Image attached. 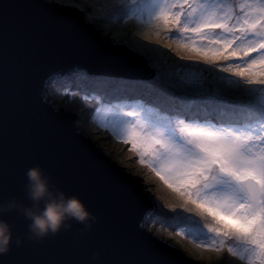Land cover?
Returning <instances> with one entry per match:
<instances>
[{"label": "snow or ice", "instance_id": "obj_1", "mask_svg": "<svg viewBox=\"0 0 264 264\" xmlns=\"http://www.w3.org/2000/svg\"><path fill=\"white\" fill-rule=\"evenodd\" d=\"M18 7L29 5L0 6L5 54L11 13ZM79 12L84 26L112 15L146 14L190 55L173 49L178 71L166 74L159 61L127 45L129 62L137 57L146 62L142 75H129L121 55L112 51L123 42L98 28L103 51L92 52L84 42L77 48L87 63L55 67L70 56L63 54L37 59L28 76L31 94L48 103L50 83L82 80L84 98L108 106L114 133L132 143L140 163L172 190L181 207L210 218L202 244L219 254V264H229V257L231 264H264V0H140L131 9L109 3L103 16L95 0H88ZM130 195L152 200L143 188ZM142 227H128L126 246L134 254L116 264H173L168 250Z\"/></svg>", "mask_w": 264, "mask_h": 264}, {"label": "water", "instance_id": "obj_2", "mask_svg": "<svg viewBox=\"0 0 264 264\" xmlns=\"http://www.w3.org/2000/svg\"><path fill=\"white\" fill-rule=\"evenodd\" d=\"M4 3L29 7L12 10L14 22L9 24L6 54L0 51V202L16 198L30 203L25 193L26 172L40 165L56 188L82 199L97 220L87 232L81 231L83 225L72 222L71 229L32 241L25 235L28 221L16 212H5L14 238L10 250L0 254V264H116L130 259L134 253L126 246L128 227L143 226L147 214L156 208L153 200L131 198V192L145 189L146 183L78 129L77 113L64 106L57 109L55 99L45 103L41 98L38 103L28 79L37 59L63 54L70 56L55 67L87 63L78 46L84 42L98 53L105 49V40L97 36L94 25L80 23L77 7L48 0H0V6ZM112 51L121 55L129 75L144 73L143 57L129 62L124 54L130 49L122 43ZM142 231L168 250L173 264H201L145 227ZM16 236H25L23 243L16 244Z\"/></svg>", "mask_w": 264, "mask_h": 264}, {"label": "rangeland", "instance_id": "obj_3", "mask_svg": "<svg viewBox=\"0 0 264 264\" xmlns=\"http://www.w3.org/2000/svg\"><path fill=\"white\" fill-rule=\"evenodd\" d=\"M48 1L56 2L57 0ZM138 2L140 0H95L99 16H103L104 7L109 3L131 9ZM86 3L88 0H59L58 5H76L79 9ZM94 27L96 31L98 28L108 31L114 39L122 41L126 47L131 45L159 61L166 74L178 71L177 51L183 57L190 55L188 48H177L178 43H181L179 38H171L155 23L150 24L146 14L143 16L129 15L127 19L117 15L103 17L102 23ZM166 44H171L172 48H167ZM183 71L181 70L180 74H183ZM76 83L61 79L50 83L49 102L52 103L55 99V107L60 109L64 106V110L78 105L79 112L75 122L78 129H83L86 135L91 136L93 140L96 139L102 151L117 164L125 167L133 175H140V181L146 183L147 186L144 185V188L150 190L152 200L156 204V208L147 214L143 227L152 231L159 239L181 250L188 257L200 261L201 264H219V254L202 244L205 237L201 233L207 231L204 226L210 222V218L187 206L181 207L183 202L172 190L155 175L148 165L140 163L138 150L133 148L132 143L125 142L124 137L114 133L108 106L99 105L91 99L86 100L84 98L86 91H83L85 90L83 87L86 88L85 84L77 87ZM173 205L175 207H172ZM232 260L233 258L229 257V264Z\"/></svg>", "mask_w": 264, "mask_h": 264}, {"label": "clouds", "instance_id": "obj_4", "mask_svg": "<svg viewBox=\"0 0 264 264\" xmlns=\"http://www.w3.org/2000/svg\"><path fill=\"white\" fill-rule=\"evenodd\" d=\"M26 176L25 193L30 203L16 198L0 202V254L10 250L14 238L13 225L4 217L5 212H16L28 221L25 235L32 241L71 229L72 222L83 225L82 232L91 230L97 217L82 199L56 188L40 165L30 167ZM24 239L25 236H16L15 242L19 245Z\"/></svg>", "mask_w": 264, "mask_h": 264}, {"label": "bare ground", "instance_id": "obj_5", "mask_svg": "<svg viewBox=\"0 0 264 264\" xmlns=\"http://www.w3.org/2000/svg\"><path fill=\"white\" fill-rule=\"evenodd\" d=\"M60 79H61V80H65V79H67V80H70V81H72V82H76V78H73V77H62V78H60ZM49 87H50V85H49ZM67 110H69V111H73V112L77 113V116H78L79 106L76 105V106H73L72 108H69V109H67ZM101 150H102V149H101Z\"/></svg>", "mask_w": 264, "mask_h": 264}, {"label": "trees", "instance_id": "obj_6", "mask_svg": "<svg viewBox=\"0 0 264 264\" xmlns=\"http://www.w3.org/2000/svg\"><path fill=\"white\" fill-rule=\"evenodd\" d=\"M62 81H67V79H65V80H62ZM77 82V83H76ZM76 86L78 87L80 84H84V82L82 81V80H78V79H76ZM83 86V85H82ZM75 87V86H74ZM83 89H85V90H83L84 92L86 91V88H84L83 87Z\"/></svg>", "mask_w": 264, "mask_h": 264}]
</instances>
